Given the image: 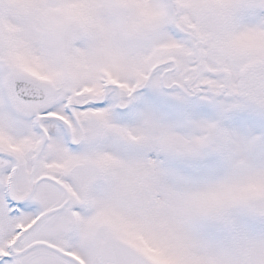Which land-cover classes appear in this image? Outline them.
Listing matches in <instances>:
<instances>
[{
  "label": "snow or ice",
  "instance_id": "snow-or-ice-1",
  "mask_svg": "<svg viewBox=\"0 0 264 264\" xmlns=\"http://www.w3.org/2000/svg\"><path fill=\"white\" fill-rule=\"evenodd\" d=\"M0 264H264V0H0Z\"/></svg>",
  "mask_w": 264,
  "mask_h": 264
}]
</instances>
